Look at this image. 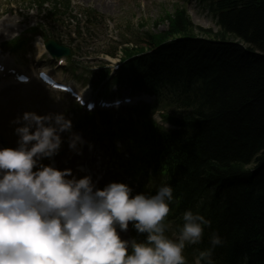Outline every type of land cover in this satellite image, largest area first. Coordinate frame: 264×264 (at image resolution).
Instances as JSON below:
<instances>
[{
  "label": "trees",
  "instance_id": "trees-1",
  "mask_svg": "<svg viewBox=\"0 0 264 264\" xmlns=\"http://www.w3.org/2000/svg\"><path fill=\"white\" fill-rule=\"evenodd\" d=\"M64 5L69 8L70 0ZM186 11L177 8L167 15V32L148 34L153 50L138 61L137 70L125 67L136 74L139 88L157 94L180 126L174 131L151 127L145 137L157 144L158 163L168 168L167 183L174 189L166 221L199 210L211 225L200 246L189 245V255L196 252L192 246L209 248L215 232L223 244L213 251L214 264H224L218 257L222 251L227 264H264V54L257 52L264 49V5L250 1L225 15L228 27L245 38V49L180 38L179 32L187 36L194 29ZM180 20L186 24L179 31ZM253 153L261 161L251 159ZM252 160L256 167L249 172Z\"/></svg>",
  "mask_w": 264,
  "mask_h": 264
},
{
  "label": "clouds",
  "instance_id": "clouds-1",
  "mask_svg": "<svg viewBox=\"0 0 264 264\" xmlns=\"http://www.w3.org/2000/svg\"><path fill=\"white\" fill-rule=\"evenodd\" d=\"M11 124L16 146L0 147V264H188L186 246L200 244L211 221L188 209L169 236L171 185L134 194L121 181L99 186L83 165L82 176L57 167L65 133L74 155L82 156L85 144L94 148L65 112L25 111ZM130 225L137 235L123 238ZM222 244L214 232L193 264H214L213 251Z\"/></svg>",
  "mask_w": 264,
  "mask_h": 264
},
{
  "label": "rangeland",
  "instance_id": "rangeland-1",
  "mask_svg": "<svg viewBox=\"0 0 264 264\" xmlns=\"http://www.w3.org/2000/svg\"><path fill=\"white\" fill-rule=\"evenodd\" d=\"M11 3L15 4L11 5ZM73 4L75 11L78 13L94 9L102 15L101 26L103 29L94 30L90 25L91 32L96 33L98 37L92 42L88 40L81 43L82 45H90L88 49L81 52L80 58H76V60L84 61L81 63L83 69L84 67H97L96 65L99 63L98 59L102 57L100 51H106L113 46V43L109 40L110 37H113L116 41L123 40L124 43L135 44L140 42L143 39L144 33H148V31L160 32L168 30L170 21L165 17L166 13H174L177 6L186 7L190 16L198 19V22L196 21L198 24L195 22L197 25L217 29L216 17L208 9V3H203L201 0H188L187 2L184 0H74ZM41 18H43L42 15L36 10H28L25 3H22L21 0H0V23H5V26L3 25L2 27L6 29L4 39H13L15 37L13 32L19 33V36L25 35L26 30L31 25L42 21ZM79 18H81L80 15ZM74 31V22L72 19H68L64 23L62 21L56 23V25L52 24L48 33H55L59 38L68 40L70 33ZM34 40L38 43L39 38H35ZM77 43H80V40H77ZM97 53H99L98 56ZM119 57L120 54L115 56L117 59ZM104 59L113 73L112 65L114 60L107 56ZM16 60L29 71H32L30 68L33 65L24 52L17 54ZM80 71L82 72V69ZM61 74L64 78H72V73L67 72V70ZM78 82L82 84L81 81ZM125 91L129 92L128 88L123 90V92ZM72 106L73 102L70 99L63 98L55 92L46 90L36 82L19 88H13L0 95V134L6 140L9 147H15L17 137L14 134L15 126L11 124V121L17 116L22 115L25 111H36L38 114L65 112L67 117L72 120L74 128L76 119L80 118L82 114H77V117L73 116L71 112ZM127 116L128 111L126 110L109 112L105 120H100L96 123V127L86 128L82 131L83 136L86 137V141L94 145V148L90 151V153L94 152L96 159V168L94 169L83 160L90 156L86 152L89 150L88 144L83 147L82 156L74 155L69 151L67 143L68 134L65 133L64 145L66 154L58 159L60 168L70 167L76 171L74 165L76 167L83 165L91 173L93 171L96 174V178L102 177L105 180L103 186L110 181H117L120 178L131 186L132 181L130 178H125L122 174L116 176L109 169L108 157L104 151L105 143H101L98 140L95 142L91 141V139H98V137L107 131L110 126L107 119H111L110 121L116 127L119 124V117ZM97 128L100 135L95 131ZM68 164L70 165L68 166ZM168 233L171 236L174 235L172 231ZM127 235L128 232L125 233V237L128 238Z\"/></svg>",
  "mask_w": 264,
  "mask_h": 264
},
{
  "label": "bare ground",
  "instance_id": "bare-ground-1",
  "mask_svg": "<svg viewBox=\"0 0 264 264\" xmlns=\"http://www.w3.org/2000/svg\"><path fill=\"white\" fill-rule=\"evenodd\" d=\"M203 3L207 2L208 3V9L210 10V12L214 15V17H216L217 20V29H213V28H205L200 25H197L198 23V19L196 17H191L190 14L188 13V10L186 11L187 14L185 15L186 19L189 20V24L194 27L193 29V33H189L186 34L185 33H181L182 35H178L180 38L184 39V40H194L196 41V39L198 40H203L206 42H213V43H225L227 45H238L240 47H242L243 49L246 48L247 44L245 43V38L239 35V32L230 29L228 27V25L225 22V18H226V14L230 11H235L238 10L240 8H242V6L244 5H249V2L251 1L252 3L255 4V6H261L264 5V0H201ZM239 14V13H238ZM225 16V17H224ZM197 21V22H196ZM181 25L180 30L184 29V24H186L184 21L182 22V20L178 21ZM197 24H196V23ZM168 30H165V32H167ZM4 35V28H0V38L1 36ZM264 48V47H263ZM263 50V51H262ZM262 50H258V53L264 54V49ZM41 51H43V49H41ZM190 75H194V76H198L199 74L197 72H189ZM183 80V79H182ZM191 80V79H190ZM216 80V78L214 79ZM205 86H202V89L204 90ZM201 89V90H202ZM84 140L86 141V137L84 138ZM260 150V149H259ZM88 155H90L87 159H83L90 167H94L95 168V156H94V152L90 153L89 150L86 151ZM260 154H258L256 156L255 153H253L251 156V159H261V156H259ZM254 157V158H253ZM82 160V159H81ZM261 161V160H260ZM141 165V164H140ZM145 167L148 169V171H157V170H162L165 171L168 168L166 167H161L158 163L156 162H149L146 161L145 163ZM256 167V162H254V160H252L251 162H249L246 165V169L249 172H252L253 169ZM141 169H144V166L141 165ZM177 176V175H176ZM178 179V176H177ZM164 178L159 176L158 174H154L152 178H148L146 180V185L148 186H153V185H161L164 184ZM179 183V181H178ZM141 186L145 187V183L141 182ZM182 202V201H181ZM185 204V203H183ZM169 221H166V223ZM183 223L182 219L179 220L178 222L174 223L170 229V231H172L174 234L178 232V228L179 226ZM123 238H127L125 237V233L122 234ZM200 246V244H198ZM193 249H196V247L192 246ZM195 253H193V257H194ZM219 259L223 261L224 264H227L226 258H225V254L224 251L219 252ZM243 259L245 261H247V256H244ZM227 260L233 261L229 256L227 257ZM248 263H250V259L248 258Z\"/></svg>",
  "mask_w": 264,
  "mask_h": 264
},
{
  "label": "snow or ice",
  "instance_id": "snow-or-ice-1",
  "mask_svg": "<svg viewBox=\"0 0 264 264\" xmlns=\"http://www.w3.org/2000/svg\"><path fill=\"white\" fill-rule=\"evenodd\" d=\"M0 71H2V66H0Z\"/></svg>",
  "mask_w": 264,
  "mask_h": 264
}]
</instances>
